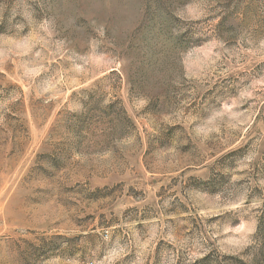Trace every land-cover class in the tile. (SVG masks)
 I'll use <instances>...</instances> for the list:
<instances>
[{
  "label": "rangeland",
  "instance_id": "374dc122",
  "mask_svg": "<svg viewBox=\"0 0 264 264\" xmlns=\"http://www.w3.org/2000/svg\"><path fill=\"white\" fill-rule=\"evenodd\" d=\"M0 264H264V0H0Z\"/></svg>",
  "mask_w": 264,
  "mask_h": 264
}]
</instances>
